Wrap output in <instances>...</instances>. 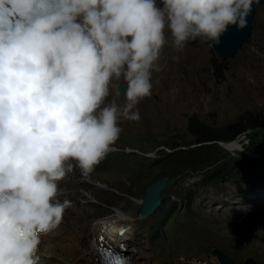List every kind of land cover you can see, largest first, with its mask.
Returning <instances> with one entry per match:
<instances>
[{
    "label": "clouds",
    "instance_id": "clouds-1",
    "mask_svg": "<svg viewBox=\"0 0 264 264\" xmlns=\"http://www.w3.org/2000/svg\"><path fill=\"white\" fill-rule=\"evenodd\" d=\"M254 2L0 0V264H35L71 207L59 182L74 166L92 172L121 119L139 121L165 31L176 51L197 38L217 45L247 26ZM121 80L123 105L105 104Z\"/></svg>",
    "mask_w": 264,
    "mask_h": 264
},
{
    "label": "rangeland",
    "instance_id": "rangeland-1",
    "mask_svg": "<svg viewBox=\"0 0 264 264\" xmlns=\"http://www.w3.org/2000/svg\"><path fill=\"white\" fill-rule=\"evenodd\" d=\"M254 18L248 43L233 59L218 54L204 38L176 51L165 31L167 43L152 72V93L137 105L139 121H119V139L90 174L81 175L75 166L68 173L61 201H70L71 207L62 221L79 224L75 229L81 232L79 243L70 239L74 247L65 251L70 261L93 253L94 227L119 209L136 217L128 229L132 264H219L214 248L233 264H246L247 258L264 264V1ZM120 83L112 82V98L105 104L115 100L123 105V94L116 92ZM190 116L211 127L245 116L246 127L224 148L212 145L219 159L211 165L166 166L171 180L161 191V202L140 219L135 201L156 178L154 153L196 146L186 130ZM237 143L245 151L236 150ZM214 172L223 177L210 181L207 176ZM257 214L259 224L253 221ZM238 228L241 233H233Z\"/></svg>",
    "mask_w": 264,
    "mask_h": 264
},
{
    "label": "bare ground",
    "instance_id": "bare-ground-1",
    "mask_svg": "<svg viewBox=\"0 0 264 264\" xmlns=\"http://www.w3.org/2000/svg\"><path fill=\"white\" fill-rule=\"evenodd\" d=\"M111 98L112 95L109 94V96L106 98V101L110 100ZM238 137L239 135H237L236 139ZM236 139H234L233 141H235ZM215 143L223 147L224 143H229V141L228 142L217 141ZM236 150H240V147L238 146ZM68 181H70V175L67 174L65 178L59 182V195L57 199L60 201L63 200L64 196L67 194V189H66L67 185H65V183ZM135 204L139 205L140 199L136 200ZM135 219L136 217L133 216L131 213L128 212L123 213L119 209H114L113 214H111L108 218H106V220L99 222L96 225V227H94L92 236L95 238L94 239L95 243L93 244L97 245L99 242H102L104 246L103 242H106L107 244L110 245L112 244L114 248L117 249V250L114 249L117 253L122 252L125 255L127 254L131 255L132 248L128 241V229L132 221H134ZM75 228H79V224H74L73 226L72 222L70 225H67L65 221H61L59 227L54 232H52L47 236L41 237L40 251L36 256L38 261L41 262L42 264H65V263L76 264L75 261H77L78 259L80 262H86V263H88V260L90 259L91 260L90 264H100L99 261L97 262L92 261V258L94 257L93 253H91L89 257L84 256L83 254V255H77L78 257H75V259L72 261L69 260L70 257L67 253H65V251L66 250L71 251L74 247L71 244L70 239L73 240V242H77V240L80 241L81 238V232L76 231ZM79 241L77 243H79ZM77 249L78 247L76 248V250ZM81 251L83 250H80L78 252ZM129 262H130V258H129Z\"/></svg>",
    "mask_w": 264,
    "mask_h": 264
},
{
    "label": "trees",
    "instance_id": "trees-1",
    "mask_svg": "<svg viewBox=\"0 0 264 264\" xmlns=\"http://www.w3.org/2000/svg\"><path fill=\"white\" fill-rule=\"evenodd\" d=\"M244 118L246 117L238 118L223 127H211L199 121L196 116H190L187 119L186 130L193 136V141L196 146L187 149H176L171 153H165L164 151L154 153L152 165L156 169V177L162 174H170L166 166H170V170H179L185 167L201 169L204 163L211 165L218 161L219 158L216 157V151L212 149V145L219 147L215 142H228L233 139L235 135L246 127L243 122ZM254 166L257 169V166ZM207 177H209L210 181H215L217 178L223 176H218L215 173Z\"/></svg>",
    "mask_w": 264,
    "mask_h": 264
},
{
    "label": "water",
    "instance_id": "water-1",
    "mask_svg": "<svg viewBox=\"0 0 264 264\" xmlns=\"http://www.w3.org/2000/svg\"><path fill=\"white\" fill-rule=\"evenodd\" d=\"M264 0H258V2H254L252 7V11L247 17V26L243 30H237L235 26H231L228 31H226L220 38V43L217 45H213L210 41L211 47L220 55L233 59L237 52L242 49V47L248 43L250 39L251 27L255 21L254 12L256 7L261 5ZM124 85L122 83L118 84L116 88V92L119 94L124 93ZM170 177L168 174H162L152 181L147 183L142 190V195L140 197V205L138 208V217L140 219H145L148 215H150L157 206H159L161 202V191L166 187V185L170 181ZM255 223H261V215L257 214L253 218ZM235 234H240L241 229L238 228L233 231ZM114 251V250H113ZM121 253V252H120ZM212 255H214L219 264H233V259L222 253L220 250L214 248L211 251ZM121 255H124L121 253ZM123 257V256H121ZM246 264H256L252 259L247 258L245 260ZM71 264V263H65Z\"/></svg>",
    "mask_w": 264,
    "mask_h": 264
},
{
    "label": "built area",
    "instance_id": "built-area-1",
    "mask_svg": "<svg viewBox=\"0 0 264 264\" xmlns=\"http://www.w3.org/2000/svg\"><path fill=\"white\" fill-rule=\"evenodd\" d=\"M243 137V136H242ZM238 144V143H237ZM238 146L241 148V146H240V144H238ZM243 151H245V150H243ZM245 153V152H244Z\"/></svg>",
    "mask_w": 264,
    "mask_h": 264
},
{
    "label": "flooded vegetation",
    "instance_id": "flooded-vegetation-1",
    "mask_svg": "<svg viewBox=\"0 0 264 264\" xmlns=\"http://www.w3.org/2000/svg\"><path fill=\"white\" fill-rule=\"evenodd\" d=\"M170 177V176H169ZM170 179H171V177H170Z\"/></svg>",
    "mask_w": 264,
    "mask_h": 264
}]
</instances>
